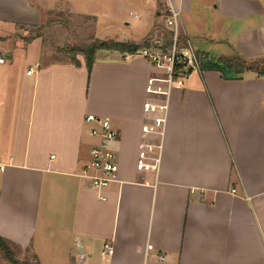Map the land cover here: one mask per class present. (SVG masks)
Returning a JSON list of instances; mask_svg holds the SVG:
<instances>
[{
  "label": "crops",
  "instance_id": "obj_1",
  "mask_svg": "<svg viewBox=\"0 0 264 264\" xmlns=\"http://www.w3.org/2000/svg\"><path fill=\"white\" fill-rule=\"evenodd\" d=\"M173 1L202 63L216 46L230 50L220 58L264 57V0ZM93 3L100 12L90 0H0V237L17 264L28 253L36 264H264V76L203 65L168 87L139 54L100 50L90 73L84 58L44 61L29 31L53 11L100 19L111 2ZM112 6L114 40L151 34L162 47L164 0ZM147 103L167 105L157 170L137 168L140 145L158 141L143 130L156 116ZM88 114L119 132V180L102 191L82 176L96 142Z\"/></svg>",
  "mask_w": 264,
  "mask_h": 264
},
{
  "label": "built area",
  "instance_id": "obj_2",
  "mask_svg": "<svg viewBox=\"0 0 264 264\" xmlns=\"http://www.w3.org/2000/svg\"><path fill=\"white\" fill-rule=\"evenodd\" d=\"M165 2L167 6L165 23L172 35L171 46L166 50L161 47L143 48L137 54L148 59L153 65L167 70L165 81L168 87L182 86L184 77L191 70L200 68L199 59L192 47L189 48L190 45L181 46L180 36L183 33V27L180 9L173 0H165ZM5 62L6 57L0 55V64ZM179 64H184V67L178 71ZM144 109L156 116L153 117V125H145L143 130L155 135L158 141H144L140 145L137 168L157 170L165 132L167 105L147 103ZM85 121L90 125L89 134L96 139V142L90 149V160L83 169L82 176L90 179L93 189L102 191L111 183L119 180V163L115 149L119 132L108 118L88 114ZM113 251V246L106 242L101 253L107 255L112 254Z\"/></svg>",
  "mask_w": 264,
  "mask_h": 264
},
{
  "label": "rangeland",
  "instance_id": "obj_3",
  "mask_svg": "<svg viewBox=\"0 0 264 264\" xmlns=\"http://www.w3.org/2000/svg\"><path fill=\"white\" fill-rule=\"evenodd\" d=\"M100 1V0H98ZM165 1V0H164ZM110 4L104 5L108 8L105 12L101 13L100 19L92 15H76L67 11H53L48 13L44 23L36 28L32 29L28 33V37L41 36L44 42V51L42 58L46 62H52L56 60H71V56L75 55L78 59L84 58L80 49L86 48L94 39H113L118 34V25L114 20V7L112 6V0ZM90 10H98L100 12L99 3H93L90 0ZM129 6V5H127ZM131 8V7H129ZM133 10H135L133 8ZM129 9L125 11L127 19L133 21V17L128 14ZM105 14V15H104ZM160 32L165 34L167 27L165 22L160 23ZM127 31V29H125ZM190 46L196 48L195 37L189 35ZM71 49L74 51H71ZM223 50H229L228 47L216 46L210 50L209 63H215L220 60V55ZM98 50L96 52H99ZM228 52V51H227ZM230 52V50H229ZM199 67L204 68L203 63L199 59ZM0 258L4 260L0 254ZM20 261L26 260L29 264H36L30 253L25 256H20Z\"/></svg>",
  "mask_w": 264,
  "mask_h": 264
},
{
  "label": "trees",
  "instance_id": "obj_4",
  "mask_svg": "<svg viewBox=\"0 0 264 264\" xmlns=\"http://www.w3.org/2000/svg\"><path fill=\"white\" fill-rule=\"evenodd\" d=\"M164 38V44L161 48L166 50L171 46L172 43V35L169 29H167L165 32ZM180 42L181 46H187V40L183 33L180 36ZM154 46L155 43L152 35L149 34L141 42L116 41L114 39L104 40L96 38L90 44H88L86 48L80 49V51L84 55L85 63L90 73L96 59V52L98 50H116L124 55H135L143 48H151ZM73 50L71 49V51ZM71 61L76 65L80 64L79 59L75 55L71 56ZM207 62H209L207 59L203 61V65L205 67L219 70L225 78H240L245 72H254L260 76H264V57L250 60L244 58L241 55L235 54L229 57H221L220 60L215 63L208 64ZM183 67L184 64H179L178 71ZM0 254L4 259L10 261L11 263L17 264L19 262L9 244L2 237H0Z\"/></svg>",
  "mask_w": 264,
  "mask_h": 264
}]
</instances>
